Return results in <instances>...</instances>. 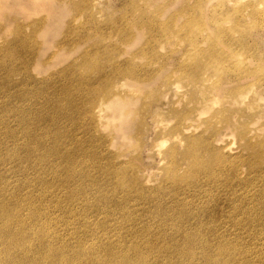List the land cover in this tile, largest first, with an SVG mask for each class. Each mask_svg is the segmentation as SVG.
Segmentation results:
<instances>
[{"label":"rangeland","instance_id":"374dc122","mask_svg":"<svg viewBox=\"0 0 264 264\" xmlns=\"http://www.w3.org/2000/svg\"><path fill=\"white\" fill-rule=\"evenodd\" d=\"M69 1L50 0L40 5V0H0V105L4 106L0 119H5L7 126H17L13 115L6 116L7 96L16 98L15 105L21 104L23 100L19 101L17 92L31 99L40 80L41 87L50 93L41 102L48 108V118L59 115L50 111L55 94L62 96L60 90L65 86L68 89V85L70 89L72 85L79 87L82 95L74 98L77 110L68 112L74 118L56 125L76 131L79 147L92 154L100 150L90 136L102 137L101 150L120 154L121 162L135 168L137 181L150 193L143 200L133 201L134 195L126 193L121 199L125 200L124 211L129 212L140 201V209L130 212L137 217L153 211V205L147 204L145 198L153 194L158 201L166 202L171 195L175 197L174 204L179 202L181 207L203 199L188 193L182 182L177 188L170 181H163L191 171L192 157L186 149L189 143L183 139L199 136L200 146L195 152L199 164L213 166L212 170L236 172L230 202L218 201L213 207L205 201L204 208H214L213 213L221 219L228 211L235 213L218 227L224 232L219 240L226 242L227 248L243 251L235 254L240 259L231 264H264V0ZM7 68L14 74L7 77ZM64 71L70 75L61 76ZM6 80L14 82L12 88L6 87ZM67 93L63 97L68 99ZM251 100L254 109L248 108ZM59 102L64 101L61 98ZM106 104L112 107L107 114L117 110L125 120L121 123L117 112L116 119L103 118L96 107ZM88 105L91 113L85 116ZM151 106L161 109L156 119L143 115ZM36 116L40 117V113ZM93 123L96 128L87 130V125ZM43 126H35L36 131L50 132V123L44 122ZM180 127L186 130L179 136ZM21 142L23 137L18 138L17 143ZM6 146L10 147L11 142ZM22 157V151L18 152L14 163L17 169L27 165V159ZM102 158L96 163L99 168ZM171 163L173 169L169 168ZM88 166L86 157H81L68 172L55 169L63 178L75 174V185L85 187L92 198L93 180L76 176ZM39 172L23 179L35 180L31 192L40 210L60 217L64 209L56 206L62 204L64 196L54 194L58 204L46 197L50 193H44L43 186L37 184ZM14 178L8 183L14 185ZM98 178L100 181L106 177ZM162 187L164 191L159 192ZM116 188L111 183L101 186V193L106 191L102 207L112 211L113 216L118 215L114 212L118 202L107 195L116 192ZM123 189L128 190L127 186ZM19 193L24 195L26 191ZM104 217L100 213L87 221ZM89 233L101 234L97 229ZM63 234L66 241L73 237L72 230ZM92 239L86 238L87 245ZM125 252L133 255L131 249ZM16 256L12 253L8 258ZM96 259L97 263L104 260L102 256Z\"/></svg>","mask_w":264,"mask_h":264},{"label":"bare ground","instance_id":"6f19581e","mask_svg":"<svg viewBox=\"0 0 264 264\" xmlns=\"http://www.w3.org/2000/svg\"><path fill=\"white\" fill-rule=\"evenodd\" d=\"M40 2L42 5L50 0H40ZM6 72L9 73L6 75L7 77L14 74L10 68H7ZM66 74L70 75L68 71H64L61 76ZM42 83L43 80L36 83L38 86L34 89V96L31 99L25 98L27 95L23 92H17L19 95L16 97L19 101L23 100L21 104L15 105L16 98L12 100L13 97L7 96L9 103L5 107L6 116L13 115L11 118L17 120V126H7L5 119H0V264H231L240 259L234 256L235 254L241 255L242 250L237 248L236 251L234 248H227L226 242H223L222 239L219 240L220 234H224L218 229L219 225H225L235 213L228 211L227 216L224 217L225 214L221 219L213 213L214 208L204 209L207 207L205 201L213 207L217 205L218 201L225 204L230 202V191L236 172H231L230 169L222 172L218 169L212 170L213 166L207 167L203 163L200 164L204 166L200 165L195 155L196 149L200 146L199 136L183 139L187 141V144L189 143L186 149L192 157V162L189 165L191 171L188 174L185 172L183 175L164 178L163 181H170L169 183L177 188L182 185L180 183L182 182L188 193H193V196L203 197V199L198 203L190 205L188 203V206L181 207L179 202L174 204L175 197L171 195L166 202L158 201L156 194H153V196L145 197L147 204L153 205V211H148L137 217L130 212L140 209V201L137 200L130 207L131 211L129 212L128 210L124 211L125 200L121 199L126 197V194H133V201L139 198L143 200L144 195L150 193L148 187L137 181V175L133 173L135 168L132 169L131 165L121 162L120 154H110L101 150V143L104 141L102 137L90 136V140L97 141V148L100 150L94 151L92 154L79 147L80 139L76 131L67 130L64 125H56L64 119L74 118L69 116L68 112L72 109L77 110L74 107L76 103L74 98L82 95L79 87L72 85L73 88L70 89L71 86L68 85V89L65 86V89L60 90L62 96L55 94L50 111H57L59 115L48 118L46 117L48 108L43 107L41 102L46 100L45 94L50 93L49 90L46 91L41 87ZM80 83L85 84L84 82ZM5 84L7 88H12L14 82L6 80ZM64 93L68 94V99L63 97ZM61 98L63 103L59 102ZM203 101L209 100L203 99ZM247 105L250 109L255 108L252 100ZM90 106L86 107L85 116L91 113ZM96 108L103 118L116 119L117 110L111 114L106 113L112 108L109 104ZM2 109L4 106L0 105V110ZM22 110L25 111L22 113ZM37 112L40 113V117L36 116ZM160 113L161 109L151 106L148 112L143 115L150 114L156 119ZM118 114L122 123L125 117ZM44 122L51 124L50 132L36 131L35 126L41 124L43 129ZM3 127L5 129L1 131ZM94 128H96L95 123L87 125L89 131ZM185 130L180 127L179 136L180 132ZM39 135L40 138H37ZM20 137L24 138V142L18 144L17 141ZM50 138L52 140L48 141ZM8 142H11L10 147L6 146ZM21 151L22 158L27 159L25 162L27 165L17 169L14 163L17 161L18 152ZM167 153L171 152L168 150ZM81 157H86L89 166L79 170L76 176L93 180L91 184L93 188L90 193L92 198L87 195L89 192H86L85 187L75 185L73 182L75 174L63 178L57 174V169H55V167L62 168L61 172L63 170V172H68L70 168H73L74 161ZM47 158L51 159L46 160ZM101 158L103 164L99 168L100 165L96 163ZM169 168L173 169L172 163ZM37 169H40V172ZM111 169L112 171L109 173ZM138 170L137 168V172ZM34 171L35 173L39 172L37 184L43 186L44 193H50V196L46 197L58 204L55 199L57 196L54 194L59 193L64 196L62 204L59 203L56 206L59 210L64 209L62 212L64 215L59 213V217L58 214H53L50 211L40 210V204L31 192L36 184L35 180L23 179ZM9 172L19 178H14ZM93 172H97L98 175H94ZM49 177L55 178V180L48 181ZM98 177L106 178L99 181ZM10 178L16 179L14 185L8 183L7 180ZM19 180L24 182L21 183ZM110 183L117 187L116 192H110V194L107 192L109 194L107 196H113L114 200L118 202L117 210L114 211L118 213L117 216H113L112 211H107V208L102 207V198L106 197L104 194L106 191L101 193V186H107ZM123 186H127L128 190H124ZM22 190L26 191L24 195L19 193ZM158 191H164V187ZM221 194L225 196H220ZM118 196L121 197L118 198ZM37 207H39V211ZM100 213L105 214L103 220L87 221V219L96 218V215ZM144 219L146 221L142 224ZM74 221L78 222L74 225ZM69 224H71V228H69ZM93 229H97L101 234L97 236L89 233ZM70 230L73 232V237L66 241L63 233L67 232L68 234ZM90 236L93 237L92 243L87 245L86 238ZM108 239L109 241H105ZM88 247H91L89 251H85ZM31 249L32 253H28ZM126 249H131L133 255L128 256L125 252ZM12 253L17 254V258L10 260L8 256ZM101 256L104 260L97 263L96 257ZM150 256L152 258H149Z\"/></svg>","mask_w":264,"mask_h":264}]
</instances>
